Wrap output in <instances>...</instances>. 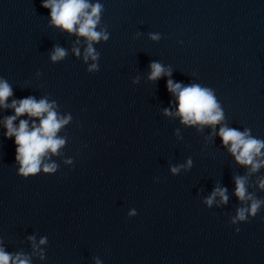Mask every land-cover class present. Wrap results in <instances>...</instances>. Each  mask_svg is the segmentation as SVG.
I'll return each mask as SVG.
<instances>
[{"label": "clouds", "instance_id": "1", "mask_svg": "<svg viewBox=\"0 0 264 264\" xmlns=\"http://www.w3.org/2000/svg\"><path fill=\"white\" fill-rule=\"evenodd\" d=\"M42 7L50 9L51 25L61 29L69 34H75L77 37L84 38L86 47L83 51V60L89 59L93 63L89 66V72L99 70L98 61L100 53L94 48V43L107 41L109 33L106 26H102L101 20L104 12V5L100 0H43ZM98 26L99 30H98ZM150 39L158 41V34H149ZM79 43V41H77ZM74 54L81 56L79 47H74ZM67 55L66 49L55 46L51 53L53 62L64 59ZM151 73L148 77L151 81H156L162 76H171V71L167 70L158 62L150 63ZM167 89L175 95L177 101V110L175 115L181 118L184 125L212 126L215 131L216 125H222L216 133L228 151L235 158V161L248 168L246 176H236L235 196L242 204L249 202L250 205L237 208L236 215L232 223L248 222L249 217H256L264 204V199H258L254 194L249 193L247 189V179L253 173L258 172L264 167V140L251 135V129L246 128L240 131L236 128L228 127L222 124L224 121V110L218 101L214 91L209 87H202L199 84H190L183 86L172 79L167 80ZM13 95V90L8 81L0 78V108L12 109L14 115L6 116L3 119L5 128V137L14 138L16 145L15 161L19 165L18 175L22 178L34 177L43 172L44 174L55 173L58 164L51 161V156L60 155V149L66 144V138L57 134L72 119L71 115H61L56 111V102L45 97L35 99L28 96L26 98L15 100L8 103L9 97ZM27 116L29 119H19L18 125L14 122L18 118ZM164 115H172L169 109L164 110ZM32 121L31 124L29 121ZM36 120L39 123H36ZM65 163H72L71 159ZM192 160L189 159L186 165L171 168V172L176 174L181 167H191ZM258 187L264 190V178L258 180ZM219 196L221 203H227V189L217 187L206 199L205 203L210 207L215 198ZM135 213H130L134 215ZM236 231L240 229L237 227ZM34 241V237H29ZM41 245L46 243L42 238ZM35 247V245H34ZM43 258V257H41ZM0 264H31L30 258L22 253L10 254L0 247ZM99 264V262H97Z\"/></svg>", "mask_w": 264, "mask_h": 264}]
</instances>
